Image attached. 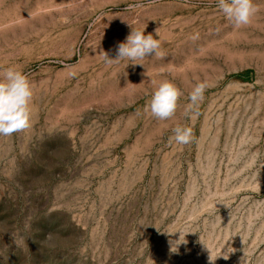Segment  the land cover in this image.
<instances>
[{"label": "rangeland", "instance_id": "1", "mask_svg": "<svg viewBox=\"0 0 264 264\" xmlns=\"http://www.w3.org/2000/svg\"><path fill=\"white\" fill-rule=\"evenodd\" d=\"M253 2L237 29L217 0H0V79L14 67L33 86L31 126L0 136V264H264ZM132 27L164 58L106 64L101 51L115 58ZM165 80L183 95L161 121L145 109ZM178 125L189 144L170 140Z\"/></svg>", "mask_w": 264, "mask_h": 264}, {"label": "clouds", "instance_id": "2", "mask_svg": "<svg viewBox=\"0 0 264 264\" xmlns=\"http://www.w3.org/2000/svg\"><path fill=\"white\" fill-rule=\"evenodd\" d=\"M131 7H143V5L138 3ZM217 7L237 29L249 25L252 17L259 11L253 0H217ZM155 33L159 37V28L155 30ZM198 38V33L191 37L194 41ZM160 48V40L155 39L152 33L145 35V29L138 30L132 27L125 40L117 44L115 58H111L104 51H101V54L105 63L111 65L124 59L134 62L143 61L146 57L151 56L162 59L165 54L160 51ZM132 65L143 66L142 63H132ZM206 88L207 84L204 82L195 85L189 94L190 103L187 105L186 113L203 101ZM182 95V91L174 83L167 80L162 81L152 93L151 100L145 110L150 111L151 115L158 120L170 119L175 115L178 101ZM32 98L33 86L27 75L14 67L6 69L3 78L0 79V136H11L13 133L25 131L31 126L30 105ZM172 131L174 135L170 137V140H174L177 144L186 145L193 140V130L190 127L178 125ZM186 234L188 233H180L179 243L173 244L172 252L178 250L176 245L187 243ZM170 243L173 242L170 241ZM223 258L228 259V256H223ZM209 260L210 264L216 260L212 259L211 253Z\"/></svg>", "mask_w": 264, "mask_h": 264}, {"label": "bare ground", "instance_id": "3", "mask_svg": "<svg viewBox=\"0 0 264 264\" xmlns=\"http://www.w3.org/2000/svg\"><path fill=\"white\" fill-rule=\"evenodd\" d=\"M262 5V4H261ZM86 7H88V6H86Z\"/></svg>", "mask_w": 264, "mask_h": 264}]
</instances>
